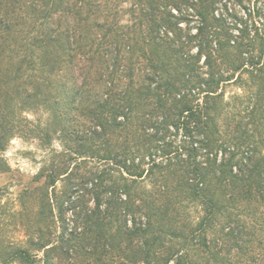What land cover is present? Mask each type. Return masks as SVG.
I'll use <instances>...</instances> for the list:
<instances>
[{
  "label": "trees",
  "instance_id": "1",
  "mask_svg": "<svg viewBox=\"0 0 264 264\" xmlns=\"http://www.w3.org/2000/svg\"><path fill=\"white\" fill-rule=\"evenodd\" d=\"M17 131L68 140L0 264H264V0H0V173Z\"/></svg>",
  "mask_w": 264,
  "mask_h": 264
},
{
  "label": "rangeland",
  "instance_id": "2",
  "mask_svg": "<svg viewBox=\"0 0 264 264\" xmlns=\"http://www.w3.org/2000/svg\"><path fill=\"white\" fill-rule=\"evenodd\" d=\"M245 91L237 84H231L227 87L228 100L236 94L243 95ZM23 115L34 121L37 125L41 122L43 126L50 121L52 113L49 110L41 109L38 112H23ZM29 127V126H28ZM18 132V131H17ZM59 131L53 134L52 142L49 145H43L41 137L37 135H24L22 131L10 139L7 150L4 152L11 169L0 173V184L7 187L5 202L13 209L19 208V194L26 189L35 188L38 183L35 182L36 175L40 172L47 158L53 156L52 149L63 150L64 137ZM46 140V139H45ZM171 140H181V136L174 135ZM63 141V142H62ZM52 148V149H51ZM18 235L22 236L21 233Z\"/></svg>",
  "mask_w": 264,
  "mask_h": 264
}]
</instances>
